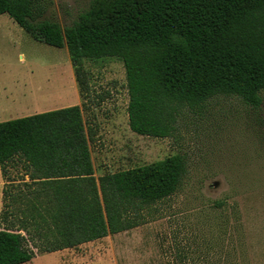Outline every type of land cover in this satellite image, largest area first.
I'll return each instance as SVG.
<instances>
[{
    "label": "trees",
    "instance_id": "trees-1",
    "mask_svg": "<svg viewBox=\"0 0 264 264\" xmlns=\"http://www.w3.org/2000/svg\"><path fill=\"white\" fill-rule=\"evenodd\" d=\"M46 1L0 0V15L37 41L66 47L83 103L0 122L1 173L20 165L32 196L3 189L0 264L142 225L187 173L185 155L176 153L95 178L91 127L81 116L90 86L85 61L122 62L129 128L155 138L174 136L187 109L215 96L258 107L264 90V0H90L64 28L38 20Z\"/></svg>",
    "mask_w": 264,
    "mask_h": 264
},
{
    "label": "rangeland",
    "instance_id": "rangeland-1",
    "mask_svg": "<svg viewBox=\"0 0 264 264\" xmlns=\"http://www.w3.org/2000/svg\"><path fill=\"white\" fill-rule=\"evenodd\" d=\"M46 2L38 20L64 28L90 0ZM84 66L90 86L81 116L91 127L95 178L176 153L185 155L187 173L148 222L76 248L38 253L23 264H264V90L258 107L235 95L215 96L200 109H187L174 136L155 138L129 128L122 62L87 60ZM82 103L66 47L33 39L1 14L0 122L35 108ZM5 179L11 195L32 197L20 165H9Z\"/></svg>",
    "mask_w": 264,
    "mask_h": 264
},
{
    "label": "crops",
    "instance_id": "crops-1",
    "mask_svg": "<svg viewBox=\"0 0 264 264\" xmlns=\"http://www.w3.org/2000/svg\"><path fill=\"white\" fill-rule=\"evenodd\" d=\"M43 110V108H35V109H33V111H34V113H38V112H40V111H42ZM24 178H25V180L24 181H29V178H28V176L27 175H24ZM5 183H6V179H5V177L2 175V173H1V169H0V197L2 198L3 197V189H4V187H5ZM10 197V196H9ZM0 201H2L1 199H0ZM1 208H2V206H1ZM59 251H61V250H59ZM55 252H57V251H55ZM50 253V252H49ZM37 255H39V254H37ZM36 255V256H37Z\"/></svg>",
    "mask_w": 264,
    "mask_h": 264
}]
</instances>
